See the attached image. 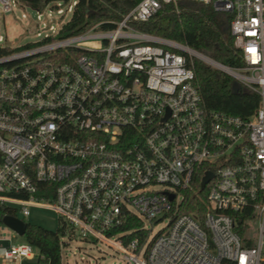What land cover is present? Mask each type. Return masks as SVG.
<instances>
[{
  "label": "built area",
  "instance_id": "built-area-1",
  "mask_svg": "<svg viewBox=\"0 0 264 264\" xmlns=\"http://www.w3.org/2000/svg\"><path fill=\"white\" fill-rule=\"evenodd\" d=\"M180 1L140 0L112 30L63 37L64 24H50L41 45L0 57V206L24 216L51 208L133 264H264V0H193L231 19L243 66L202 60L259 94L249 119L205 107L198 53L130 25ZM19 4L0 0V18ZM42 8L37 24L46 27L52 13ZM69 49L91 53L58 57ZM202 170L214 176L197 191ZM129 214L143 235L127 240ZM253 217L260 236L249 244L243 229ZM144 218L168 224L148 241ZM35 254L23 242L2 257L15 264Z\"/></svg>",
  "mask_w": 264,
  "mask_h": 264
},
{
  "label": "trees",
  "instance_id": "trees-1",
  "mask_svg": "<svg viewBox=\"0 0 264 264\" xmlns=\"http://www.w3.org/2000/svg\"><path fill=\"white\" fill-rule=\"evenodd\" d=\"M24 1L36 9L58 0ZM62 1L69 3L70 0ZM76 1L70 20L64 23L62 28L63 37L83 33L95 25H98L99 30H112L116 27V23L122 20L140 0ZM230 22L229 15L215 11L210 5L193 0H181L177 8L173 4H165L147 21H134L130 22V25L142 32L182 43L226 66L241 67L243 61L240 51L234 46ZM27 48L30 47L27 46ZM16 50L18 49L0 44V57ZM70 52L91 53L79 49H69L60 51L58 57L65 61ZM192 67L195 73L194 84L208 110L225 112L241 116L244 119H249L256 112L260 102L258 93L244 86H241L238 93H234V78L200 58L193 57ZM203 173L204 170L198 177L195 186L197 191L200 189ZM53 196L51 193L47 198L52 199ZM191 202L195 203V199L192 198ZM249 212L240 215V223L246 217L252 216ZM7 214L17 215V212L0 206V222ZM125 220L120 231L132 230V234L127 240L136 235H143L140 229L142 221L139 218L129 214L126 215ZM238 230L242 232V227ZM74 234L75 229L66 221H60L56 230L27 223L24 238L37 250L39 260H43L47 264H62L61 250L63 244H67L63 242V237H73ZM249 244H252V241Z\"/></svg>",
  "mask_w": 264,
  "mask_h": 264
},
{
  "label": "rangeland",
  "instance_id": "rangeland-1",
  "mask_svg": "<svg viewBox=\"0 0 264 264\" xmlns=\"http://www.w3.org/2000/svg\"><path fill=\"white\" fill-rule=\"evenodd\" d=\"M22 4L16 5L13 11L4 12L0 18V36L4 38L2 44L16 48L18 50L41 45L42 38L47 33H52L49 28L50 24H64L68 22L72 16L71 11H67L68 3L62 0L51 1L45 5L42 10L45 14L51 12L52 18L47 17V26L40 23L38 26V11L26 5L24 0H20ZM57 5V6H56ZM58 9H63V13H58ZM25 15V16H24ZM42 22V21H41ZM41 31V36L38 35ZM63 36V35H60ZM93 46H100L102 42L98 39L93 40ZM162 188V186L158 187ZM17 217L23 219L27 223L38 224L50 230H56L60 224V215L51 208L31 207L30 214L24 216L19 210ZM168 224L165 219L162 222L150 221L144 218V226L148 231V241L157 236ZM243 236L248 237L253 243H256L260 236V219L253 217L246 221L243 229ZM24 237L18 235L12 229L0 222V254H3L4 248L11 244L24 241ZM61 255L62 264H133L124 258V253L108 243L93 238L83 237L79 229L75 230L73 237H63ZM0 259V263H1ZM7 264H10L7 262ZM24 264H47L43 260L38 259V252L33 258L26 260Z\"/></svg>",
  "mask_w": 264,
  "mask_h": 264
},
{
  "label": "water",
  "instance_id": "water-1",
  "mask_svg": "<svg viewBox=\"0 0 264 264\" xmlns=\"http://www.w3.org/2000/svg\"><path fill=\"white\" fill-rule=\"evenodd\" d=\"M191 49V48H190ZM193 50V49H191ZM194 52H196L195 50H193ZM197 56L201 59H207L208 57L199 53ZM209 59V58H208ZM223 71H225L224 69H221ZM240 83L239 82H235L234 86H233V92L234 93H238L240 91ZM213 173L211 171H208L205 173V175L203 176L202 180H201V184H200V190H204L206 185L209 183V181L213 178ZM175 197L174 194L170 195V198L173 199ZM2 222L4 225H6L7 227H9L10 229H12L14 232H16L18 235L20 236H24L27 230V222L24 221L23 219L17 217V215H11V214H7L2 218Z\"/></svg>",
  "mask_w": 264,
  "mask_h": 264
},
{
  "label": "crops",
  "instance_id": "crops-1",
  "mask_svg": "<svg viewBox=\"0 0 264 264\" xmlns=\"http://www.w3.org/2000/svg\"><path fill=\"white\" fill-rule=\"evenodd\" d=\"M24 237V236H23ZM25 239V238H24ZM23 242H26L25 240L22 241V242H17V243H14V244H11V245H16V244H19V243H23ZM10 245V246H11ZM9 247V246H8ZM0 259L2 260L0 264H7V261H5L2 257V254H0ZM26 260H29V259H22L18 262H16L15 264H24Z\"/></svg>",
  "mask_w": 264,
  "mask_h": 264
},
{
  "label": "bare ground",
  "instance_id": "bare-ground-1",
  "mask_svg": "<svg viewBox=\"0 0 264 264\" xmlns=\"http://www.w3.org/2000/svg\"><path fill=\"white\" fill-rule=\"evenodd\" d=\"M193 53L197 54L196 52H193Z\"/></svg>",
  "mask_w": 264,
  "mask_h": 264
}]
</instances>
